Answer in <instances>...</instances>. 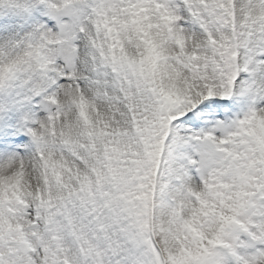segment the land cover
I'll return each mask as SVG.
<instances>
[{
  "label": "snow or ice",
  "instance_id": "obj_1",
  "mask_svg": "<svg viewBox=\"0 0 264 264\" xmlns=\"http://www.w3.org/2000/svg\"><path fill=\"white\" fill-rule=\"evenodd\" d=\"M0 264H264V0H0Z\"/></svg>",
  "mask_w": 264,
  "mask_h": 264
}]
</instances>
